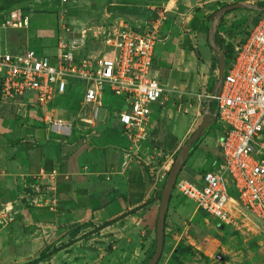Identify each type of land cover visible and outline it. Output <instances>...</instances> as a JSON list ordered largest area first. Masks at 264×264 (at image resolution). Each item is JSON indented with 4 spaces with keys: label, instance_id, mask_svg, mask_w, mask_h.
Segmentation results:
<instances>
[{
    "label": "crops",
    "instance_id": "crops-1",
    "mask_svg": "<svg viewBox=\"0 0 264 264\" xmlns=\"http://www.w3.org/2000/svg\"><path fill=\"white\" fill-rule=\"evenodd\" d=\"M151 1L167 11L170 24L175 19L169 33L160 29L152 60V73L165 88L163 102L151 106L148 136L136 146L110 120L76 124L79 136L55 140L43 123L44 111L0 100V208L11 209L0 215V264H26L41 253L47 257L36 264H141L150 251L159 202L152 165L158 158L173 157L201 121L203 103L218 77L210 39L220 52L214 40L220 20L233 18L241 26L264 0ZM234 4L238 7L215 21L219 7ZM212 13L214 25L209 26L204 17ZM179 16H184L185 47L173 32ZM95 28L89 10L76 7L74 16L61 15L58 30L50 32L54 45L30 43L11 29L1 31L0 40L11 53L32 47L53 54L57 40L70 36L66 41L73 53L94 57L102 51L90 38ZM63 99L53 102V110ZM215 134L213 129L199 136L180 168L179 174L195 186L205 172L222 174L221 134ZM51 169L57 176L48 205L33 207L29 197L42 183L39 171Z\"/></svg>",
    "mask_w": 264,
    "mask_h": 264
},
{
    "label": "built area",
    "instance_id": "built-area-1",
    "mask_svg": "<svg viewBox=\"0 0 264 264\" xmlns=\"http://www.w3.org/2000/svg\"><path fill=\"white\" fill-rule=\"evenodd\" d=\"M150 9L155 17L145 28L124 22L95 28L90 38L101 44L102 51L94 57L74 58L61 39L53 54L32 50L11 53L0 40V100L24 110L44 111L48 131L67 137L71 127L53 116L52 105L74 93L83 111L77 120L80 124L95 126L99 120H110L120 135L136 146L148 136L151 106L161 105L165 93L152 73V60L167 11ZM27 26L28 17L21 10L0 13V31ZM223 62L219 87L205 101L210 99L214 105L211 108L209 103L207 108L208 128L216 125L220 129L217 148L224 177L205 172L199 186L177 179L173 191L221 225L248 222L264 241V11L233 48L231 59ZM106 92L118 101L115 108L99 117ZM38 176L42 183L34 186L28 197L33 207H44L49 193L54 192L57 172L40 170ZM6 211L8 208L1 206L0 215Z\"/></svg>",
    "mask_w": 264,
    "mask_h": 264
},
{
    "label": "rangeland",
    "instance_id": "rangeland-1",
    "mask_svg": "<svg viewBox=\"0 0 264 264\" xmlns=\"http://www.w3.org/2000/svg\"><path fill=\"white\" fill-rule=\"evenodd\" d=\"M98 1L0 0V13L9 9L25 10L28 17L27 28L12 31V33H16L22 40L24 38L28 39L30 43L37 40L38 42L53 43L54 45L56 37L55 39L54 36L51 38L50 32L58 30L61 15L74 16L76 7L89 10V22L96 28L119 22H124L136 28H145L155 17L154 11L150 7L160 8L158 4L151 0ZM259 2L256 7H263L264 1ZM54 7L55 9H53ZM219 9L221 8L219 7ZM234 12H238V10L235 9ZM258 14L259 12L255 13V16L248 18L241 26L233 18H222L220 20V34H217L219 32L217 30L214 33V40L219 43L223 59L227 60L233 54V48L239 45L247 31L256 24L262 15L258 16ZM174 19L171 20L170 24V20L166 17L165 21L160 23L161 32H163V28H166L165 30L169 33L171 25H174ZM183 19L184 16H179V21L173 32L181 38L180 40L183 42L181 45L185 47V37L183 36L186 33V28ZM212 19L213 13L204 17V21L209 26L214 25ZM68 38L70 39V36ZM68 38L63 36L60 39L63 43H67ZM21 42L23 43V41ZM31 48L28 47L27 50L35 51ZM77 56V53L74 52L73 57L76 58ZM116 101H118L116 97L106 92L101 100L100 112L97 115L101 117L103 113L115 108ZM55 106L57 108L55 107L56 109L54 108L53 111L57 118L71 126V137L79 136L76 134L79 129L75 126L76 124L80 125L77 120L82 117L83 111L80 109L76 95L70 93L63 101H56ZM210 107L214 108L213 103H210ZM213 129L216 136L220 135V129L216 125L208 128L207 132ZM209 133H212V131ZM51 135V138L55 140L68 138V136L63 137L54 133H51ZM175 156L176 154L171 158H158L152 165L153 178L157 180L158 201L165 179L174 164ZM177 179L184 180L182 173L179 174L178 172ZM6 212H11V209L8 208ZM165 224L166 227L159 240V259L156 264H264V241L257 234L256 228L244 221L238 222L236 226L221 225L196 210L191 202L176 196L173 187L169 192ZM154 251L155 241H153L150 251L141 264H147Z\"/></svg>",
    "mask_w": 264,
    "mask_h": 264
},
{
    "label": "water",
    "instance_id": "water-1",
    "mask_svg": "<svg viewBox=\"0 0 264 264\" xmlns=\"http://www.w3.org/2000/svg\"><path fill=\"white\" fill-rule=\"evenodd\" d=\"M238 5H229L221 8L217 14L215 21L217 20V17L222 14L223 12L231 9L236 8ZM259 12L264 11V7L258 8ZM210 45L213 48L216 56H217V63H218V77L214 84L213 93L218 89L220 80H221V73L222 69L224 67V62L221 53L217 49L214 42L210 39ZM210 103V99H207L204 103L203 111H202V119L195 128V130L192 132V134L187 138V140L184 142V144L179 148V150L176 153L174 164L168 174V176L165 179L164 186L162 193L159 198L158 202V210H157V216L155 221V235H154V241H155V251L151 257V259L148 261L147 264H156L159 259V248H160V236L164 230V217L165 212L167 209L168 204V198H169V192L172 190L173 184L177 178L178 172L180 171V168L186 159L187 154L190 152V146L196 141V139L199 136H202L209 127L210 119L208 118L209 112L207 110Z\"/></svg>",
    "mask_w": 264,
    "mask_h": 264
},
{
    "label": "trees",
    "instance_id": "trees-1",
    "mask_svg": "<svg viewBox=\"0 0 264 264\" xmlns=\"http://www.w3.org/2000/svg\"><path fill=\"white\" fill-rule=\"evenodd\" d=\"M5 11H8V10H5ZM5 11H4V12H5ZM21 11H22V13L26 14V13H25V10H21ZM262 13H263V12H262ZM262 13H259L258 16H260ZM231 57H232V55H230V56L228 57V59L225 60V62H228V61L231 59ZM229 193L232 194V192H231L230 190H229ZM204 215H205V214H204ZM205 216H206V215H205ZM165 219H166V212H165V217H164V228L166 227ZM46 257H47V255H44V254L41 253L36 259H34V260H32V261H30V262H28V263H26V264H36V263L42 261L43 259H45Z\"/></svg>",
    "mask_w": 264,
    "mask_h": 264
}]
</instances>
